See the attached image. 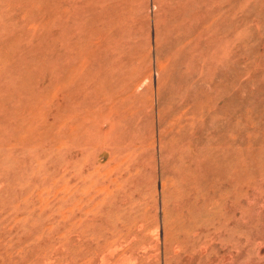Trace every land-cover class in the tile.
I'll return each mask as SVG.
<instances>
[{
  "label": "rangeland",
  "instance_id": "obj_1",
  "mask_svg": "<svg viewBox=\"0 0 264 264\" xmlns=\"http://www.w3.org/2000/svg\"><path fill=\"white\" fill-rule=\"evenodd\" d=\"M0 87V264H264V0H0Z\"/></svg>",
  "mask_w": 264,
  "mask_h": 264
},
{
  "label": "bare ground",
  "instance_id": "obj_2",
  "mask_svg": "<svg viewBox=\"0 0 264 264\" xmlns=\"http://www.w3.org/2000/svg\"><path fill=\"white\" fill-rule=\"evenodd\" d=\"M93 1H94V0H93ZM192 1H193V0H192ZM236 1H237V0H236ZM89 2H90V1H89ZM89 2H87V3H89ZM121 2H122V1H121ZM236 3H237V2H236ZM89 4H90V3H89ZM92 4H93V3H92ZM231 4H232V3H231ZM80 5H81V4H80ZM82 6H83V4H82ZM91 9H92V8H91ZM91 9L88 10V11L90 12ZM172 9H173V8H172ZM174 9H175V8H174ZM220 9H221V8H220ZM211 11H212V10H211ZM89 14H90V13H89ZM89 14H88V16H89ZM90 15H92V14H90ZM90 17H92V16H90ZM93 17H94V16H93ZM174 17H175V16H174ZM174 17H173V18H174ZM88 18H89V17H88ZM94 18H95V17H94ZM89 19H90V18H89ZM209 20H211V19H209ZM88 21H89V20H87L86 22H88ZM92 21H93V20H92ZM92 21H90V22H92ZM74 22H75V21H74ZM82 23H83V22H82ZM77 24H79V23H77ZM205 24H206V23H205ZM202 25H203V24H202ZM79 26H82V27H83L84 25L79 24ZM79 26H76V29H78ZM206 26H208V25H206ZM98 27H99V26H98ZM201 27H202V26H201ZM217 27H218V26H217ZM76 29H74V30H76ZM67 31H68V30H67ZM67 31H66V32H67ZM92 31H93V30H92ZM96 32L98 33L97 35H100V36H101V35H102V36L104 35V36H106V35H105V29H104V28H99ZM200 32H202V31H200ZM70 33H72V32H70ZM106 34H107V31H106ZM95 38H96V37H95ZM98 38H99V37H98ZM100 38H102V37H100ZM77 39L79 40V38H77ZM77 39H76V40H77ZM80 39H81V38H80ZM69 42H71V41H69ZM69 42H68V43L66 42V44H69ZM85 42H86V41H85ZM99 42H100V41H99ZM94 43H96V41H94ZM74 44H75V43H74ZM64 45H65V44H64ZM75 45H76V44H75ZM103 45H104V44H103ZM78 46H79V45H78ZM95 46H96V45H95ZM106 47H107V46H106ZM89 48H90V47H89ZM91 48H92V47H91ZM93 48H94V46H93ZM81 52H82V51H81ZM84 52H85V51H84ZM84 55H85V54H84ZM85 56H86V55H85ZM168 57H169V56H168ZM165 58H166V57H164V59H165ZM165 60H166V59H165ZM79 61H80V60H79ZM29 63H30V62H29ZM31 63H32V62H31ZM34 65H35V64H34ZM70 66H71V65H70ZM83 66H84V65H83ZM28 68L32 69V68L29 67V66H28ZM70 68H71V67H70ZM72 68L74 69L73 66H72ZM82 68H83V67H82ZM33 69H34V68H33ZM27 70H28V69H27ZM80 70H81V69H80ZM24 71H25V70H24ZM74 71H76V70L74 69ZM26 72H27V71H26ZM66 72H68V71H66ZM66 72H65V73H66ZM78 73H80V72L78 71ZM78 73H77V74H78ZM30 74H31V73H30ZM66 74H67V73H66ZM22 75H23V74H22ZM27 75H28V74H27ZM16 76H17V74H16ZM18 76H19V75H18ZM72 76H74L73 73H72ZM9 77H10V76H9ZM11 77H12V76H11ZM26 77H27V76H26ZM63 77H65V74L63 75ZM119 77H120V76H119ZM28 78H29V76H28ZM28 78H26V79H28ZM65 78H66V77H65ZM67 78H68V77H67ZM3 79H4V78H3ZM3 79H2V80H3ZM12 79L14 80V77H13ZM15 79H16V78H15ZM19 79H23V80H24V77H23V78H19ZM19 79H18V80H19ZM26 79H25V80H26ZM61 79H62V78H61ZM73 79H74V78H73ZM2 80H1V82H2ZM23 80H22V81H23ZM47 80H48V79H47ZM63 80L65 81V79H63ZM16 81H17V79H16ZM42 81H43V80H42ZM4 82H6V81H4ZM18 82H19V81H18ZM18 82H17V83H18ZM28 82H29V81H28ZM11 83H12V82H11ZM13 83H15V82L13 81ZM13 83H12V84H13ZM17 83H16V84H17ZM25 83H27V82H25ZM25 83H24V84H25ZM27 84H28V83H27ZM41 84H42V83H41ZM17 85H18V84H17ZM17 85H16V86H17ZM19 85H20V84H19ZM19 85H18V86H19ZM28 85H29V84H28ZM28 85L24 86V87H23V90H25V89H26L25 87H28ZM51 86H52V85H51ZM13 87H14V86H13ZM31 87H32V86H31ZM31 87H30V88H31ZM60 87H62V86H60ZM20 88H22V87H20ZM24 88H25V89H24ZM30 88H29V89H30ZM14 89H16V90H17V89L20 90L19 88H14ZM36 89H37V87H36ZM40 89H42V88H40ZM40 89H39V90H40ZM45 89H46V88H45ZM51 89H54V88H51ZM60 89H61V88H60ZM0 90H4V89H2V88L0 87ZM32 90H34V89L31 88V91H32ZM43 90H44V89H43ZM25 91H28V90H25ZM36 91H37V90H36ZM3 92H4V91H3ZM29 92H30V90H29ZM41 92H42V91H41ZM41 92H40V93H41ZM27 93H28V92H27ZM33 93L35 94V92H33ZM44 93H45V92H44ZM28 94H29V93H28ZM30 94H31V93H30ZM36 94H37V93H36ZM3 95H4V94H3ZM32 95H33V94H32ZM23 96L26 97L27 95H23ZM33 97H34V96H33ZM33 97H32V98H33ZM14 98H16V97H14ZM28 98H31V96H30V97L28 96ZM44 98H45V97H44ZM0 99H1V98H0ZM13 100H14V99H13ZM14 101H15V100H14ZM15 102H16V101H15ZM15 102H14V103H15ZM119 103H120V102H119ZM6 104H7V103H6ZM6 104H0V105H3V107L5 108V107H6ZM9 104H10V103H9ZM10 105H11V104H10ZM45 105H46V104H45ZM14 106H16V105H14ZM40 106H41V105H40ZM0 107H1V106H0ZM36 107H37V106H36ZM7 108H8V107H7ZM8 109H9V108H8ZM28 109H29V107H28ZM34 109H35V108H34ZM39 109L41 110V108H39ZM49 109H50V108H49ZM26 111H27V110H26ZM31 111H33V110H31ZM35 111H36V110H35ZM35 111H34V112H35ZM27 112H28V111H27ZM36 112H37V111H36ZM0 120H1V119H0ZM16 120H18V119H16ZM1 121H2V120H1ZM13 122H15V121H13ZM57 123H58V122H57ZM0 124H2V123L0 122ZM4 124H5V123H4ZM17 124H18V123H17ZM58 124H59V123H58ZM6 125H7V124H5L4 126H6ZM21 125H22V124H21ZM113 128H114V127H113ZM132 147H133V146H132ZM133 150H134V149H133ZM131 151H132V150H131Z\"/></svg>",
  "mask_w": 264,
  "mask_h": 264
}]
</instances>
